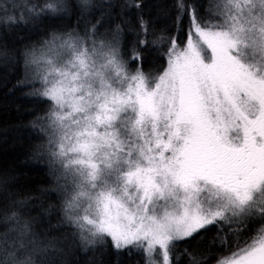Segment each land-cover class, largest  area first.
<instances>
[{
	"label": "snow or ice",
	"instance_id": "obj_1",
	"mask_svg": "<svg viewBox=\"0 0 264 264\" xmlns=\"http://www.w3.org/2000/svg\"><path fill=\"white\" fill-rule=\"evenodd\" d=\"M0 68V264H264V0H0Z\"/></svg>",
	"mask_w": 264,
	"mask_h": 264
},
{
	"label": "trees",
	"instance_id": "obj_2",
	"mask_svg": "<svg viewBox=\"0 0 264 264\" xmlns=\"http://www.w3.org/2000/svg\"><path fill=\"white\" fill-rule=\"evenodd\" d=\"M161 3L172 4L175 0H160ZM70 23H74L71 21ZM29 36L28 29L21 28L8 37L10 46L14 43L17 47L22 46L27 42ZM3 74V69L0 68V75ZM14 82V81H13ZM11 87V84H9ZM6 89L0 85V168L5 165L14 164L21 169L20 183L36 189L46 186L48 182L46 168H32L25 165V139L27 133H20L13 126L20 123H27L33 119V110L39 108L34 105L29 99L21 97L20 93H16L15 97H5ZM5 134L7 143H5ZM135 257L132 260L125 258L124 264H135Z\"/></svg>",
	"mask_w": 264,
	"mask_h": 264
}]
</instances>
